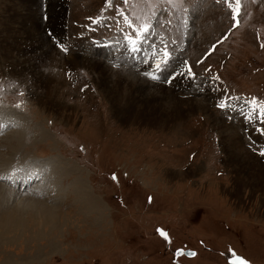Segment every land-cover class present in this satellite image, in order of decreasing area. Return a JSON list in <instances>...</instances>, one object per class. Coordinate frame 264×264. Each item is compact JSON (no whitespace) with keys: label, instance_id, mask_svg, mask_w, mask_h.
Listing matches in <instances>:
<instances>
[{"label":"rangeland","instance_id":"obj_1","mask_svg":"<svg viewBox=\"0 0 264 264\" xmlns=\"http://www.w3.org/2000/svg\"><path fill=\"white\" fill-rule=\"evenodd\" d=\"M235 24L225 0H0V124L12 122L0 184L12 207L60 214L24 216L0 238V264H264V174L227 150L222 128L264 166V0H241ZM98 61L124 94L123 77L157 84L182 113L162 104L156 123L136 119L143 90L124 122ZM62 163L84 170L103 218L80 209ZM3 169L43 179L14 187Z\"/></svg>","mask_w":264,"mask_h":264},{"label":"bare ground","instance_id":"obj_2","mask_svg":"<svg viewBox=\"0 0 264 264\" xmlns=\"http://www.w3.org/2000/svg\"><path fill=\"white\" fill-rule=\"evenodd\" d=\"M37 3H38V1H37ZM46 54H48V52H46ZM94 58H95V56H94ZM92 64H93L92 67L96 71L97 75L100 77V80H101L103 86L106 87V86H108V83H111V86L112 87L109 88V91L111 92V95H109V96H111V102L117 101L114 104V105L117 104L116 105V111L115 112H116L117 117L121 118V120H123L124 122H128L129 121V118H130L129 109L131 110L130 105H133L135 102H137L136 99L138 97L136 98V94H135V92H137V91H139L141 93V92H143V90H145L144 92H146V95L144 94L145 98L143 100H140V103H138V104H141V107H140V115H137L136 116V119H142L143 118L142 115H144L145 117L147 116V121H149L151 123H156L157 122V118H155V117L153 118L152 115L154 114V112H158L159 110H161V108L163 107L162 104H164V106L169 109V112H170L171 108H173V107H174V109L176 108L175 110H178V109H180V107H182L181 103L179 101H177V100H174L172 98V95L169 92H166V90L163 87H160L157 84H147V83H143V81H140V80H138L135 77H129V78L128 77H123L124 78V82H126L125 80H127V82H128V85L126 87L124 86V89H126V92L124 94L123 90H121V88H122L121 87V82L117 80V78H118L117 76L118 75H114L110 71H109L110 75H105L104 74L105 66H103L99 61L98 62H94ZM128 76H130V75H128ZM99 77H98V79H99ZM114 77L115 78L117 77L116 80H114L115 79ZM120 78H121V76H120ZM112 79L115 81V83H114V81L112 82ZM140 95L141 94L138 93L137 96H140ZM121 102H122V104L124 103V105L122 107L118 106V105H120ZM199 105H198V103L195 104V105L192 104L190 108H191L192 111L193 110H197V109H201V110H204L205 109V108L201 107L202 105H200V106ZM118 108H124V112L118 111ZM180 113H182V109H180ZM183 113H184V111H183ZM4 114L7 115V113H4ZM4 114L2 115V120L1 121L5 122L6 124L2 123V124H0V127H1L2 130L7 131V130H9V127L12 126V122L9 121V120H7V118H6V116ZM172 117L176 118L177 116H175L171 112V115L169 116V118H172ZM22 120H20V121H22ZM241 124H242V122H241ZM222 128L225 131H228L229 132L228 135H226V136L224 135L225 137H223V139L226 142L225 145H226L227 150L230 153H233L234 154V157L236 159H240V158L244 159L245 162L250 165L249 166L250 168H254V169L260 170V174H258V175L264 174V166L260 165L259 162L255 159V157H253V155L247 149H245L244 142H242L241 138L237 135L238 132L235 133L231 129L224 128L223 126H222ZM259 133H260L259 131L254 132V134H259ZM9 134L10 135L7 137V141H9L10 144H11V146L14 148V146H13V140L11 138L20 139L21 134L18 132L15 135L12 130L9 132ZM23 139L24 138H22V140ZM19 148H21V146L18 147V149L17 148L16 149L14 148L12 150L13 151H17V150H19ZM18 153H19V151H18ZM0 159H1V157H0ZM6 161L3 162V164L4 165H8L7 167L9 169V167H11V166H9L10 164H7ZM14 161L15 160H13V162ZM61 166L65 167V169H66V170L65 169L61 170V171H64V173L66 175V179L65 180H67L68 178L70 179L71 176H73V178H75V180H73V183L70 186V189H71V187H73V189H74V185L76 186L75 187L76 189H75L74 193H75L77 199L80 200L81 203H82L81 206H80V209H84V212H85V210H87L90 214L91 213H93L95 215L98 214L101 218H103V214H104V210L105 209L103 208L102 204H100L101 202L98 201L96 198H94L95 196L93 197L92 194H91V192L88 190V186L85 184V181H84V174H85L84 170H82V168L78 167L77 165L76 166L75 165L72 166V164H66L65 165V163L64 164L62 163ZM61 166H59V167H61ZM16 171H20V170H16ZM16 171H14V170L13 171H11V170H8L7 171V170H4L3 169L2 173H1L2 176H3V178L6 177L5 180H6L7 184H10V185H12L14 187L15 186L18 187V186H22V185L23 186L25 185V187H26V186L30 185V183L31 184H34L35 182H38L39 180H42L43 179V177L36 179L34 173H29L28 174L26 172L21 174V175H23V177H22V179H20V177H17L14 174V172H16ZM35 171H36V173H35L36 176L37 175H41L42 173L44 174V172H43L42 169H39V173H38L37 170H35ZM57 173H59V172L57 171ZM57 173H55V175H57ZM258 175H257V177H258ZM16 177H17V179H16ZM58 179H59V177H58ZM58 179H57V182H58ZM48 180H49V178H48ZM6 187L7 186H3V185L0 184V238L6 236V234L8 232L11 234L10 231H12V230H14L16 228H21L22 227L21 223L23 222L22 219H23L24 216H25L24 219H26V215L27 214L30 215L33 218L36 217L38 219L37 220L38 222L40 220V221H44L45 223H50V224H53L55 222V221H53V219L56 218V216H59L60 215L59 214V211L56 212V208H54L51 205H50L51 207L48 206L49 204H46L47 206L40 205L38 203L39 201H29L28 200L30 202V203L27 204V205H30L28 208H26L27 205H24L23 204L24 202L22 204H19V205H16V206L12 207L10 205V201L13 199L14 194L12 192H10V190L7 189ZM43 188H41L40 190L36 191V193H38L36 195L37 198L39 196L41 197V193L42 192H45V189H43ZM34 191H35V189H34ZM15 195H16V193H15ZM56 213H58L59 215L56 214ZM28 215H27V217H28ZM27 222H28V220H27ZM32 227H35V226H32ZM51 229H53L52 231H54L55 228H52V226H51ZM40 230H41V228H40ZM32 231L33 230H31L29 232H32Z\"/></svg>","mask_w":264,"mask_h":264},{"label":"snow or ice","instance_id":"obj_3","mask_svg":"<svg viewBox=\"0 0 264 264\" xmlns=\"http://www.w3.org/2000/svg\"><path fill=\"white\" fill-rule=\"evenodd\" d=\"M169 3H172L173 0H168ZM240 2L241 0H225V3L228 7L231 8L232 13H233V20L236 22L235 26H239V15H240ZM125 3H127V0H125ZM148 28L147 26H145L144 28V32H147ZM262 47H264V45H262ZM165 56L168 55L167 52L164 53ZM254 106H256L257 102L255 100H253L251 102ZM221 107H224L223 105H221ZM260 111L262 113H264V107L260 108ZM262 155H264V153H262ZM160 235L163 237V239L166 242H169V237L166 233L164 232H160ZM182 255H188L191 257H195L197 255V253L195 252H189V253H184L183 250H177V256H182ZM233 264H245V261H243L242 259H237L233 262Z\"/></svg>","mask_w":264,"mask_h":264}]
</instances>
